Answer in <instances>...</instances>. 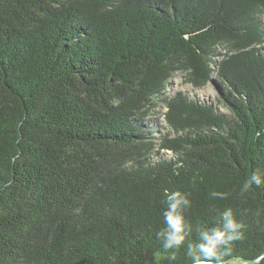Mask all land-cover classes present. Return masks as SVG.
I'll use <instances>...</instances> for the list:
<instances>
[{
    "label": "trees",
    "instance_id": "1",
    "mask_svg": "<svg viewBox=\"0 0 264 264\" xmlns=\"http://www.w3.org/2000/svg\"><path fill=\"white\" fill-rule=\"evenodd\" d=\"M176 73L225 113L168 95ZM262 170L264 0H0V264H169L165 189L187 241L231 207L226 259L264 264Z\"/></svg>",
    "mask_w": 264,
    "mask_h": 264
},
{
    "label": "clouds",
    "instance_id": "2",
    "mask_svg": "<svg viewBox=\"0 0 264 264\" xmlns=\"http://www.w3.org/2000/svg\"><path fill=\"white\" fill-rule=\"evenodd\" d=\"M259 173L261 171L253 172L244 181L241 194L246 193L253 186L258 188L264 185ZM163 195L165 199L161 215L164 227L156 233V238L162 242L169 264H174L177 260V251L182 246H186V255L190 258L191 264H229L226 258L232 256L235 242L243 239L245 228V225L235 218L233 209L231 207L224 209L215 226L198 227L195 230V238L187 241V237L193 231L192 225L185 217V213L191 207L189 194L180 190L165 189ZM213 195L223 198L219 193ZM160 255L154 253L157 260ZM240 264H248V261L243 260Z\"/></svg>",
    "mask_w": 264,
    "mask_h": 264
},
{
    "label": "rangeland",
    "instance_id": "3",
    "mask_svg": "<svg viewBox=\"0 0 264 264\" xmlns=\"http://www.w3.org/2000/svg\"><path fill=\"white\" fill-rule=\"evenodd\" d=\"M167 94L172 95L177 92H182L188 95L191 98H197L205 102H209L214 106L218 111L225 113V109L218 105L215 101L217 99V94L213 89L212 83H207L203 88L196 90L190 84L186 83L181 74L176 73L170 79V82L167 86ZM165 111V108L162 104H159L154 113H150L148 118L155 120L157 127L154 128V136L158 137V133L164 134L166 130L163 129V126H166L162 118V113ZM169 155V153H167ZM236 264V263H231Z\"/></svg>",
    "mask_w": 264,
    "mask_h": 264
},
{
    "label": "water",
    "instance_id": "4",
    "mask_svg": "<svg viewBox=\"0 0 264 264\" xmlns=\"http://www.w3.org/2000/svg\"><path fill=\"white\" fill-rule=\"evenodd\" d=\"M248 264H251L250 262H248Z\"/></svg>",
    "mask_w": 264,
    "mask_h": 264
}]
</instances>
